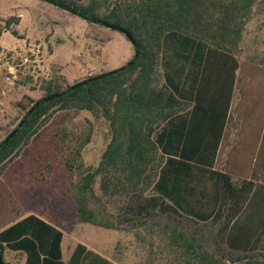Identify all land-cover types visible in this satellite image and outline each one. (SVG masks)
<instances>
[{
	"label": "trees",
	"instance_id": "trees-1",
	"mask_svg": "<svg viewBox=\"0 0 264 264\" xmlns=\"http://www.w3.org/2000/svg\"><path fill=\"white\" fill-rule=\"evenodd\" d=\"M55 1L76 10L88 24L103 27L93 23L99 21L129 33L135 43L133 56L137 51L138 57L130 66L98 80L89 79L104 72L72 84L57 74L40 80L36 87L42 96L25 95L16 103L19 117L0 140L5 141L38 103L0 146V178L31 139L51 126L48 145L54 155L39 169L51 173L60 168L61 180L53 185L72 199L73 225L132 233L137 242L148 246L140 264H264V172L236 167L227 155L217 173L216 208L206 219L188 216L161 195L151 194L165 161L160 132L187 110L190 116L179 158L200 168L219 163L229 136L232 98L245 79L243 73L237 75L246 65L238 58L243 33L264 1ZM0 22V36L3 32L18 36L17 18ZM189 49L197 50L200 67L192 102L177 96L172 85L176 73L162 64L165 51L185 57ZM81 81L87 82L46 100ZM82 113L103 120L110 134L95 166L86 165L82 158L93 134L91 122L76 124Z\"/></svg>",
	"mask_w": 264,
	"mask_h": 264
},
{
	"label": "crops",
	"instance_id": "crops-1",
	"mask_svg": "<svg viewBox=\"0 0 264 264\" xmlns=\"http://www.w3.org/2000/svg\"><path fill=\"white\" fill-rule=\"evenodd\" d=\"M1 2L5 5L4 1ZM8 11L4 18L13 16L19 20L14 27L18 36L14 37L9 32H3L0 36V46L7 47L1 42L6 35L19 42L26 39L19 37V34L26 33L30 37L39 26L46 23L47 25L49 23L57 25L56 22L45 20L31 11L19 8H12ZM262 15H264L262 7L254 10L243 33L238 58L241 64L245 63L246 65L244 71H237V75L243 73L245 79L236 87L232 98L229 111L231 122L227 128L229 136L222 144L223 149L220 153L219 163L208 169L194 167L179 158L182 137L189 120L190 110L172 119L170 124L164 126L160 132L159 143L165 161L158 176L156 189L151 194L161 195L169 204L177 206L188 216L206 219L213 215L216 208L217 173L220 171V165L226 160L227 155L234 152L237 145L240 144L243 147L254 129H256L255 135L258 137L257 146L263 144L264 62L257 63L264 58ZM51 33L53 36H59L58 30L54 29ZM246 34L250 38V45L247 49L242 46ZM123 38L120 66L125 65L133 56L132 45L126 37ZM109 43L110 41L106 44L105 49H101L96 42L89 49L90 52H87V57L90 56L91 60L98 62L89 75L108 71L105 68L106 64L114 56ZM60 49L58 48L47 59L46 64L59 65L65 60ZM196 52V49H189V55L185 57L179 53L172 54L173 58L169 62L172 72L176 73L172 84L173 88L180 99L188 102L193 101L200 73V67L195 59ZM77 56L79 53L70 57L74 59L73 63L77 62ZM165 56L163 55L162 64L168 63L167 59L164 60ZM43 68L41 74L45 76L44 79H49L57 74L62 76L67 83L72 84L74 81L84 78V75H81V71L76 67L63 68L59 71H54L46 66ZM258 127L261 128L260 132L257 131ZM99 229L102 228H97V230ZM96 232L98 233V231ZM0 245L4 264H130L145 261V257L131 255L129 249L132 241L130 240L86 239L83 238L82 232L71 228L64 229L35 213L25 214L3 225L0 228Z\"/></svg>",
	"mask_w": 264,
	"mask_h": 264
},
{
	"label": "rangeland",
	"instance_id": "rangeland-1",
	"mask_svg": "<svg viewBox=\"0 0 264 264\" xmlns=\"http://www.w3.org/2000/svg\"><path fill=\"white\" fill-rule=\"evenodd\" d=\"M1 1H4L6 6ZM1 1L0 21L7 16L8 10L19 8L36 13L45 20H49L52 23L56 22L57 25L54 26L50 23L47 25L46 23L39 26L30 37L26 33L19 34V37L26 38L23 41L17 42L16 39L11 38L9 35L4 36L1 40L2 44L7 47H0L15 51L13 53L14 63H19L21 58L25 56V49L28 45L39 47L40 63L36 69H33V64H26L21 67L17 80L12 86H7L6 96L2 99L0 110V140L14 128L15 121L19 117L16 103L21 101L25 95L31 99H39L42 96L36 84L45 77L41 74L42 69H44L43 66L52 68L54 71L76 67L84 77L92 76L93 74H89L92 73V69L98 65V62L91 60L90 56L87 57V52H90L89 49L96 42H98V46L101 49H105L109 41V47L113 49L114 56L111 61L107 62L106 70H116L124 66H120L119 63L123 52L122 41L123 37H125L120 32L88 24L83 19L42 0ZM262 8L264 9V3ZM261 17L264 23V15ZM54 29L59 31V36L50 34ZM249 39L248 34H246L242 45L245 49L250 45ZM58 48H61L60 53L65 60L59 65L46 64L47 59ZM75 53H79V56H77V62L73 63L74 59L70 57ZM165 54L164 60L167 59V64H169L173 58L172 54H168L166 51ZM30 59L32 58L30 57ZM263 62L264 58L257 63L261 64ZM33 70L34 73H32ZM87 121L92 123L93 134L90 143L82 152V158L86 165L95 166L109 141L110 134L107 124L103 120H95L85 113L79 116L76 124L86 125ZM255 130L246 139L243 147L240 144L235 147L234 152L231 153L230 161L236 167H255L258 173L263 174L264 171L258 168L264 167V141L263 144L261 143L262 146L261 144L257 146L258 137L255 135ZM258 130L260 132L261 128L258 127ZM52 132L51 126L42 128L31 139L30 144L20 152L19 157L8 165L6 172L0 178V228L5 225L7 220H14L25 214L35 213L64 229L71 228L77 230V232H82L83 238L86 239L130 240L132 241L129 249L131 255L141 258L147 257L148 246L137 242L132 233L127 231L113 232L104 229L97 230V228L88 224L73 225L76 213L73 201L66 191L64 192L53 185L61 180L60 168L55 167L51 173L39 169V166L50 154L52 157L54 155L48 145Z\"/></svg>",
	"mask_w": 264,
	"mask_h": 264
},
{
	"label": "built area",
	"instance_id": "built-area-1",
	"mask_svg": "<svg viewBox=\"0 0 264 264\" xmlns=\"http://www.w3.org/2000/svg\"><path fill=\"white\" fill-rule=\"evenodd\" d=\"M14 52L0 47V110L2 99L6 96V88L7 86H12L17 80L20 68L26 64H33V69H36L40 63L39 47L28 45L25 49V56L21 58L19 63H14ZM32 73H34V70Z\"/></svg>",
	"mask_w": 264,
	"mask_h": 264
},
{
	"label": "water",
	"instance_id": "water-1",
	"mask_svg": "<svg viewBox=\"0 0 264 264\" xmlns=\"http://www.w3.org/2000/svg\"><path fill=\"white\" fill-rule=\"evenodd\" d=\"M42 1L47 2V3H49V4L53 5V6L59 7V8H61V9L65 10V11L71 13L73 16H77V17H80L81 19H85L81 14H79L76 10H74L73 8H71V7L68 6V5L60 4V3L56 2L55 0H42ZM93 23H94V24H100V25H102V26L105 27V28H108V29H111V30H114V31L120 32L121 34H123V35L126 37V39L129 41V43H130L133 47H135V43H134L133 39L131 38L130 34L127 33V32H125L124 30H122V29H120V28H118V27H116V26H112V25H109V24L101 23V22H99V21H93ZM137 57H138V52L135 51V52H134V56H133V58H132V59H131L126 65H124L123 67L118 68V69H116V70H111V71H107V72L101 73L100 75H97V76H95V77H92V78L89 79V80H98V79L104 78V77H106V76H111V75L115 74L116 72H118V71L124 69L125 67L130 66V65L134 62V60H135ZM86 82H87V81H81V82H79V83L73 84V85H71V86L69 87V89H67L66 91H63V92H61V93L58 94V95H54V96H52V97H49V98H47L46 100L49 101V100H51V99H53V98H57L58 96L65 94L68 90H72V89H74V88L77 87V86H80V85H82V84H85ZM36 106H38V103H36V104L34 105V107H36ZM34 107H32V108H31V109H30V110L24 115V117L21 119V121H20V122L17 124V126L15 127V129H14V130L8 135V137L5 138V141L9 140V138H11V137L14 135V133H15V132L21 127V125L25 122L27 116L30 114V112L33 111ZM5 141H1L0 146H1ZM0 264H4L3 261H2V257H1V255H0Z\"/></svg>",
	"mask_w": 264,
	"mask_h": 264
}]
</instances>
